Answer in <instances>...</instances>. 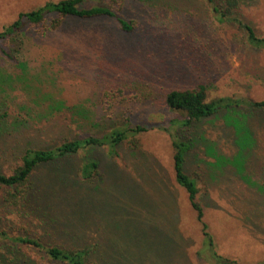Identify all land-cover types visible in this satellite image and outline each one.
Instances as JSON below:
<instances>
[{
	"label": "rangeland",
	"instance_id": "rangeland-1",
	"mask_svg": "<svg viewBox=\"0 0 264 264\" xmlns=\"http://www.w3.org/2000/svg\"><path fill=\"white\" fill-rule=\"evenodd\" d=\"M46 1L56 0H0V30ZM104 3L133 25L131 32L113 18L66 17L40 37L39 27L27 26L18 62L0 54V113L20 123L0 137V171L11 173L27 147L114 128L145 130L130 131L112 150L85 148L38 166L28 205L7 204L0 186V255L13 248L30 264H50L42 250L12 244L5 233L45 245L94 244L103 257L96 264H210V252L264 264V108L239 104L249 112L223 110L176 127L182 139L196 137L184 166L198 187L210 251L203 250L187 192L174 180L172 136L164 129L174 114L165 103L172 89L204 85L208 100L264 101V47L251 46L207 0ZM234 13L264 37V0H240ZM50 104L82 115L48 111ZM87 160L98 161V173L84 181L77 169Z\"/></svg>",
	"mask_w": 264,
	"mask_h": 264
},
{
	"label": "trees",
	"instance_id": "trees-1",
	"mask_svg": "<svg viewBox=\"0 0 264 264\" xmlns=\"http://www.w3.org/2000/svg\"><path fill=\"white\" fill-rule=\"evenodd\" d=\"M89 0H56L46 1L42 5L28 11L19 12L16 18L5 25L0 30V54L10 61L18 62V56L21 47L24 44L25 32L27 26L39 27L36 34L40 37L48 31L56 30L63 22L64 18L72 17L80 20L95 19L99 17L113 18L119 24L121 30L131 32L133 25L125 20L121 15L117 14L111 5L104 3V0H93L94 3L84 6V2ZM212 10L220 20H228L234 22L238 27L242 28L246 33L247 42L257 48L264 47V37L258 36L251 25L243 22L234 10L239 5L240 0H225L223 6L217 0H207ZM35 33V31H32ZM108 93L106 92V96ZM165 103L168 108L174 111L171 118L167 120L168 126L164 129L172 136L171 144L173 148V171L175 182L183 187L187 192L188 200L191 207L196 212L197 219L202 224V233L204 235L203 250H212V240L206 232L207 225L203 222V207L197 200L198 187L196 181L185 170V161L197 145L196 137L184 135L181 138V132H177L176 127L190 128L195 123L218 114L223 110H229L230 114L240 115L247 114L249 109L246 108L242 112L239 111V104H247L251 110L263 107L264 101H248L233 96H220L207 99L204 85H198L194 89H172L165 95ZM1 106V105H0ZM48 111L60 112L63 109H69L73 115H82V110L77 107L64 108L61 104L49 105ZM1 110V109H0ZM4 114L0 113V137L5 133L10 134L13 129H18L20 123L7 122ZM174 130L172 129V127ZM145 127L137 125L134 129L114 128L106 131L100 137L97 135H85L75 139H64L59 143L47 147H27L24 149L20 163L17 164L11 173L7 174L0 171V186H4L7 190L4 193L3 200L12 206L28 205L31 201L30 197L36 193L31 179L33 171L43 164L53 163L58 159L68 157L85 148H95L107 145L108 150L116 148L122 141L128 138V134L144 131ZM198 140V139H197ZM194 152V151H192ZM208 152V151H207ZM98 161H84L77 169L81 180L89 179L98 173ZM34 204V201L32 202ZM31 203V205H33ZM33 210V209H32ZM57 221V220H56ZM64 232V231H63ZM7 240L12 244H20L22 246L31 247L33 249L42 250L47 256L50 264H94L96 259L101 261V252L98 253L95 245H86L85 247H65L59 244L45 245L39 239L31 236H9L3 233ZM0 257L7 264H30L29 260L22 253H18L13 248H9ZM209 255L214 259V263L210 264H240L234 261H228L215 252ZM208 258V257H207ZM1 261V260H0ZM96 264V263H95ZM242 264V263H241Z\"/></svg>",
	"mask_w": 264,
	"mask_h": 264
}]
</instances>
